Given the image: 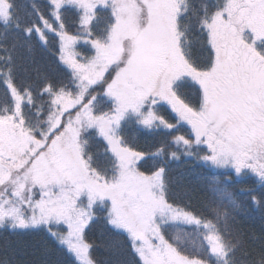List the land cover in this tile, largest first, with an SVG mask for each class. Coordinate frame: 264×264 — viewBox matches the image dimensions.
Instances as JSON below:
<instances>
[{"label": "snow or ice", "instance_id": "1", "mask_svg": "<svg viewBox=\"0 0 264 264\" xmlns=\"http://www.w3.org/2000/svg\"><path fill=\"white\" fill-rule=\"evenodd\" d=\"M0 264H264V0H0Z\"/></svg>", "mask_w": 264, "mask_h": 264}, {"label": "trees", "instance_id": "2", "mask_svg": "<svg viewBox=\"0 0 264 264\" xmlns=\"http://www.w3.org/2000/svg\"><path fill=\"white\" fill-rule=\"evenodd\" d=\"M27 2V0H18V3H20L22 6ZM11 40V36H9V41ZM142 143L144 142L143 139L141 141ZM104 255V252H103V249H101L98 253H97V256L98 257H103Z\"/></svg>", "mask_w": 264, "mask_h": 264}]
</instances>
